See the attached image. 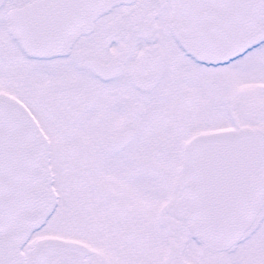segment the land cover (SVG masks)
<instances>
[{"label": "snow or ice", "instance_id": "1", "mask_svg": "<svg viewBox=\"0 0 264 264\" xmlns=\"http://www.w3.org/2000/svg\"><path fill=\"white\" fill-rule=\"evenodd\" d=\"M0 264H264V0H0Z\"/></svg>", "mask_w": 264, "mask_h": 264}]
</instances>
